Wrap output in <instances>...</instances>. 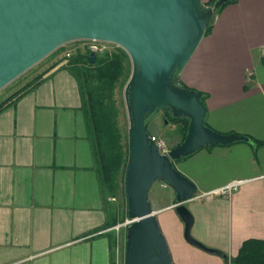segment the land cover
<instances>
[{
	"label": "crops",
	"instance_id": "crops-1",
	"mask_svg": "<svg viewBox=\"0 0 264 264\" xmlns=\"http://www.w3.org/2000/svg\"><path fill=\"white\" fill-rule=\"evenodd\" d=\"M81 47L88 44L74 48ZM263 47L264 0H236L214 16L182 65L177 82L206 94L211 129L264 141ZM56 60L0 110V264L112 263L114 227H102L105 201L80 88L66 60L48 69ZM160 113L159 129L171 125ZM172 163L194 185L183 202L189 234L214 250L185 238L175 192L158 179L155 188L170 187L167 199L150 205L172 264H228L244 240H264V143L204 145ZM152 185L147 196L158 201Z\"/></svg>",
	"mask_w": 264,
	"mask_h": 264
},
{
	"label": "water",
	"instance_id": "water-1",
	"mask_svg": "<svg viewBox=\"0 0 264 264\" xmlns=\"http://www.w3.org/2000/svg\"><path fill=\"white\" fill-rule=\"evenodd\" d=\"M214 16L213 7L201 0H0V89L73 39L115 43L129 56L131 72L124 87L129 159L124 185L132 222L126 228L124 264H172L147 196L158 179L175 192L185 238L214 251L189 234L192 216L183 202L192 197L194 185L172 163L204 145L249 141L247 136L208 127L201 93L177 82L178 72ZM96 58L90 50L88 64ZM165 111L187 118L188 125L183 140L161 153L150 135L160 131L154 114Z\"/></svg>",
	"mask_w": 264,
	"mask_h": 264
},
{
	"label": "trees",
	"instance_id": "trees-1",
	"mask_svg": "<svg viewBox=\"0 0 264 264\" xmlns=\"http://www.w3.org/2000/svg\"><path fill=\"white\" fill-rule=\"evenodd\" d=\"M216 1L208 0L205 2L206 5L213 7L215 15L225 5L233 3L236 0H227L220 5H215ZM210 29L211 24L208 23L205 34ZM65 52L67 53L68 51ZM89 52V46L73 48L70 50L69 56L64 54L49 65L48 69L66 60L62 66L67 68L78 82L82 96L81 109L86 121L88 136L95 157L96 170L104 195L106 221L102 227L105 228L122 222L123 216L127 214L124 183L129 159V130L127 127L123 131L119 125V115L121 110H123L124 100L122 97L117 99L113 97V88L116 86V83H118L119 88L125 85L131 72V61L127 52L115 44L108 46L103 52L97 53L94 64H88L87 62V54ZM40 78L41 74L39 73L31 82L29 81L5 98L0 103V110L8 101L20 96L30 86L36 85L40 81ZM205 95V93H201V100L203 102L205 101ZM169 115L168 119L175 125L177 124L175 128L182 131L185 137L188 119L185 117L175 118L171 114ZM249 141H253L254 146L264 143V141L251 138H249ZM119 188L123 197L121 202V207H124L123 214L119 213V203L111 202L107 199L110 196L117 197ZM114 243L115 238L112 235L110 236V245L112 248H114ZM111 264H113V260ZM230 264H264V240H244L238 253L230 258Z\"/></svg>",
	"mask_w": 264,
	"mask_h": 264
},
{
	"label": "rangeland",
	"instance_id": "rangeland-1",
	"mask_svg": "<svg viewBox=\"0 0 264 264\" xmlns=\"http://www.w3.org/2000/svg\"><path fill=\"white\" fill-rule=\"evenodd\" d=\"M83 42L88 44V46H89V44L91 43V40L73 39V40L67 41L66 43L60 45V47L56 48L51 53L47 54L45 57H43L41 60H39L33 66H31L25 72H23L22 74L17 76L15 79H13L11 82L6 84L4 87H2L0 89V103L5 98H7L9 95L14 93L19 88H21L23 85H25L29 81L31 82L34 79V77L36 75H38V73L40 71L44 70L45 67H47V65L52 60L58 59L61 56H63L64 54L66 55L65 51H68V53H69L70 50H72L76 45L81 44ZM112 44H115V43H110V45H112ZM115 45H117V44H115ZM81 85L83 86L82 82H81ZM113 97L115 99L122 97V99L124 100V86L122 88H119L118 83H116V86L113 88ZM122 109L123 110H121L120 115H119V125L121 126L122 130L125 131L129 125V118H128V114L126 112L125 101H124V105H123ZM161 115L164 118V123H166V124H167V122L172 123V121H170L168 119V117L170 116L169 114L162 113ZM117 124H118V118H117ZM172 125L176 126L177 124L176 125L174 123H172L171 125L167 124L164 126H160V129H159L160 130L159 135L165 141V144H166L168 150H170L175 145L180 143V141L184 137L183 132L180 131L178 128L172 129L173 128ZM155 182H152L153 185L151 187V190H152V192H155L157 190L154 194L157 195V198L155 200H158V201H154V199L151 198L152 193H150L151 196H150V194H148V199H149V202L151 205H153L154 203L156 204V202H159V203L166 202V199H167L166 193L168 192L167 190L170 188V187L167 189L166 188H155L158 181H155ZM122 200H123V197L121 195V191L119 188L118 189V195H117V197H115L114 202L119 203V205H120L119 213L120 214L124 213V207L123 206L121 207ZM126 220H129V221L131 220V218L127 214H126V216L125 215L123 216L122 222H119L113 226L114 227L113 228L114 229L113 236L115 238L114 250H115V248H118V251H119L118 264H124L126 228L132 222V221H130L129 223L125 224L124 222ZM112 260L114 261V253L112 256Z\"/></svg>",
	"mask_w": 264,
	"mask_h": 264
},
{
	"label": "built area",
	"instance_id": "built-area-1",
	"mask_svg": "<svg viewBox=\"0 0 264 264\" xmlns=\"http://www.w3.org/2000/svg\"><path fill=\"white\" fill-rule=\"evenodd\" d=\"M110 43L111 42L102 41V40H91V43L89 44V49L95 51L96 54L97 53H101L108 46H110ZM66 55L69 56L70 54L67 52ZM150 137L156 143V145L159 148V151L161 153H167L168 152L167 146H166L165 141L163 139L159 138L157 135H150ZM237 184H238V181L230 182L227 185H225L224 187L220 188L219 191L220 192H223V193L224 192H227V191H229L232 187H234ZM130 221L129 220H126L124 223L127 224ZM118 259H119V251H118V248H115V250H114V261H113V264H118ZM228 264H230L229 261H228Z\"/></svg>",
	"mask_w": 264,
	"mask_h": 264
},
{
	"label": "flooded vegetation",
	"instance_id": "flooded-vegetation-1",
	"mask_svg": "<svg viewBox=\"0 0 264 264\" xmlns=\"http://www.w3.org/2000/svg\"><path fill=\"white\" fill-rule=\"evenodd\" d=\"M162 113H166V114H167V113H169V112L165 111V112H162ZM162 113H161V114H162ZM154 116L157 117V114H154ZM148 119H149V118H148ZM148 121H149V120H148ZM167 123H168V122H167ZM172 127H173L172 129L175 128V126H172ZM157 136H158V135H157ZM161 139H162V138H161ZM167 153H168V152H167ZM162 181H163V180H162ZM164 182H165V181H164ZM165 183H166V182H165Z\"/></svg>",
	"mask_w": 264,
	"mask_h": 264
}]
</instances>
